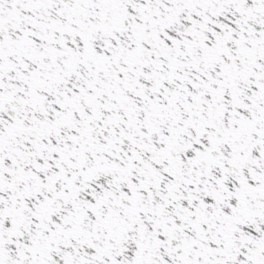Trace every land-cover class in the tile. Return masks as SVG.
Returning a JSON list of instances; mask_svg holds the SVG:
<instances>
[{"label":"snow or ice","instance_id":"obj_1","mask_svg":"<svg viewBox=\"0 0 264 264\" xmlns=\"http://www.w3.org/2000/svg\"><path fill=\"white\" fill-rule=\"evenodd\" d=\"M0 264H264V0H0Z\"/></svg>","mask_w":264,"mask_h":264}]
</instances>
